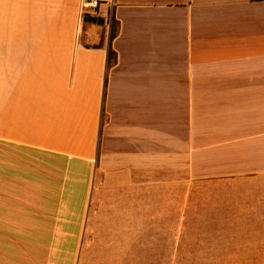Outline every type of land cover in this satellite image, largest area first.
I'll use <instances>...</instances> for the list:
<instances>
[{
  "label": "crops",
  "instance_id": "1",
  "mask_svg": "<svg viewBox=\"0 0 264 264\" xmlns=\"http://www.w3.org/2000/svg\"><path fill=\"white\" fill-rule=\"evenodd\" d=\"M82 3L0 0V145L125 174L160 260L264 264V0Z\"/></svg>",
  "mask_w": 264,
  "mask_h": 264
},
{
  "label": "rangeland",
  "instance_id": "2",
  "mask_svg": "<svg viewBox=\"0 0 264 264\" xmlns=\"http://www.w3.org/2000/svg\"><path fill=\"white\" fill-rule=\"evenodd\" d=\"M115 33L112 24L110 36ZM80 174L79 166L0 145V264H10L16 249L30 254L16 264H203L170 259L169 253L167 260L159 259L163 253L153 238L159 234L153 228L159 206L135 200L125 174L83 184ZM172 241L170 235L167 252Z\"/></svg>",
  "mask_w": 264,
  "mask_h": 264
},
{
  "label": "built area",
  "instance_id": "3",
  "mask_svg": "<svg viewBox=\"0 0 264 264\" xmlns=\"http://www.w3.org/2000/svg\"><path fill=\"white\" fill-rule=\"evenodd\" d=\"M100 1L101 0H83L82 9L95 11L98 8V6H99Z\"/></svg>",
  "mask_w": 264,
  "mask_h": 264
},
{
  "label": "trees",
  "instance_id": "4",
  "mask_svg": "<svg viewBox=\"0 0 264 264\" xmlns=\"http://www.w3.org/2000/svg\"><path fill=\"white\" fill-rule=\"evenodd\" d=\"M113 56V53L111 51L108 52V62L111 60V57Z\"/></svg>",
  "mask_w": 264,
  "mask_h": 264
}]
</instances>
